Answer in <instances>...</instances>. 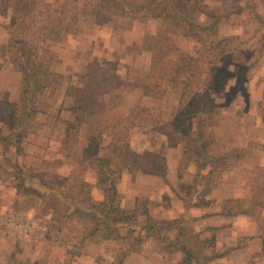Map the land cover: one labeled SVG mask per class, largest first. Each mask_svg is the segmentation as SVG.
I'll list each match as a JSON object with an SVG mask.
<instances>
[{
  "label": "rangeland",
  "instance_id": "rangeland-1",
  "mask_svg": "<svg viewBox=\"0 0 264 264\" xmlns=\"http://www.w3.org/2000/svg\"><path fill=\"white\" fill-rule=\"evenodd\" d=\"M20 1L25 7V16H36L38 23L43 19L39 14L43 11L42 4L51 2L0 0V101L11 103L19 98L21 74L9 62V33L3 25H7ZM199 9L195 13L199 24L208 25L216 16L220 18L217 23L219 35L231 38L230 50L218 58L216 73L207 79L206 85H200L197 78H192L184 88L179 82L152 78L150 83L157 85L152 87L148 96L141 88H121L102 98L112 123L121 121L115 130L123 133L122 138H127L130 148L136 130L155 131L165 137L169 156L161 154L167 164L162 183H167L171 193L163 196L164 202L173 209L177 208L176 202L181 201L186 212L173 218L151 214L148 218L144 213L147 211V199L139 194L140 190L130 188L119 194V207L131 216V226L148 228L149 238H154L169 253L178 251L181 259L184 256L181 243L187 241L194 257L191 264H199L200 256V264H205L203 258L217 256L229 257L232 262L241 260L244 264H264V122L259 119L264 106V0H199ZM143 10V6L134 0H127L123 11L120 8L113 10L110 22L97 23L92 16H79L71 23L72 31L63 33L59 40L44 39L39 43L40 57L59 76L53 87L39 97L45 104L44 111L31 122L30 133L23 143L24 154L18 158L23 166L34 168L38 178L51 182L49 175L66 177L72 169L81 177L78 164L82 159V148L86 145L84 131L80 133L79 143L70 158L63 154L59 139L64 122L72 118L67 108L71 106L73 97L66 92L67 88L82 83L81 75L86 72L88 63L94 59L116 62L112 65L113 70L133 83L148 74L160 23L143 17ZM173 44L177 48L170 54L173 60L180 52L183 55L194 54V44L181 35L173 37ZM159 73L160 69L156 70L155 74ZM261 90L263 95L258 105L251 104L250 100L261 94ZM198 117L202 119V131L205 141H208L207 152L213 157H225L224 161L212 166L210 176L206 173L211 166L200 174L202 176L195 175V158L191 149L186 148L187 153H183L187 139L185 133L193 135ZM8 131V127L0 123V186L17 189L14 187L18 183L14 179V171L1 157L2 137ZM202 140L199 137L196 142ZM145 151L150 152L145 149L139 153ZM87 172L86 175L84 173L86 179L95 177L92 167L89 166ZM133 172L144 174L137 169L123 174ZM57 182L58 190L63 191L64 183L59 179ZM147 183L156 187L146 182L143 188ZM31 195L33 201L29 204L45 206V200L40 196ZM3 201L0 197V205ZM205 206L219 215L215 220L216 224H222L217 225L219 240L223 242L226 239L227 244H216V237L210 243L199 237L197 228L203 226L201 219L207 214L201 215L199 208ZM224 216L228 220H224ZM43 219L47 221L49 232V239L44 237L47 243L39 246L38 251L34 247L29 248L27 244L31 242L2 234L0 264H54L52 255H61L64 257L62 264H69L75 255L81 254L69 245L83 246L87 240L93 243L111 241L100 254L115 256L116 264L126 254L125 249L117 246L121 240H125L131 249H138L143 243L140 236L134 235L122 238L118 233L117 236L106 235L107 238L102 232L90 235L93 220L85 216L75 215L59 223ZM32 244L37 243L33 241Z\"/></svg>",
  "mask_w": 264,
  "mask_h": 264
},
{
  "label": "trees",
  "instance_id": "trees-1",
  "mask_svg": "<svg viewBox=\"0 0 264 264\" xmlns=\"http://www.w3.org/2000/svg\"><path fill=\"white\" fill-rule=\"evenodd\" d=\"M134 1L143 6V17L160 23L148 74L140 76L139 81L133 83L113 70L112 65L116 62L94 59L81 75L82 83L69 86L66 91L73 97L71 106L67 108L72 118L64 122L59 142L65 157L70 158L79 143L80 133L84 131L86 145L82 148V159L78 164L81 177L72 169L66 177L49 175L52 181L46 182L37 177L34 168L25 167L18 160L24 154L23 143L30 133L31 122L44 111L45 104L39 97L53 87L59 76L40 57L39 43L44 39L59 40L63 33L72 31L71 23L79 16H92L97 23L110 22L113 10L120 8L123 11L127 0H51L42 4L43 11L39 14L43 19L39 23L36 16H25V7L20 1L7 25H3L9 33V62L21 74V92L14 103L0 101V123L9 130L2 137L1 157L10 163L9 167L14 171V179L18 182L14 187L22 194H35L45 200L44 209L53 210L56 223L75 215L91 218L90 235L102 232L104 236H117L119 227L132 225L131 216L119 207L117 183L123 172L137 169L164 180L167 169L161 155L147 151L138 153L129 147L127 138L126 141L122 138L123 133L115 130L121 121L112 123L102 98L121 88H141L143 94L148 96L152 87L157 85L150 83L152 78L179 82L184 88L192 78H197L200 85H206L207 79L216 73L218 58L230 50L231 38L219 35L217 23L220 18L213 16L208 25L197 22L195 13L200 10L199 0ZM176 35L194 44L193 55L180 52L176 60L170 58L171 52L177 49L173 44ZM158 69L160 73L156 75ZM182 98L183 94L180 104ZM261 120L264 122V106ZM202 125V119L198 117L193 135L185 133L187 139L183 151L187 153V149H191L195 158V175L199 174V177L211 166L206 173V176H210L212 166L225 160L224 155L213 157L207 152L208 141H205ZM199 137L203 140L197 143ZM105 140H108L106 144L103 143ZM89 166L95 172L94 186L104 193L100 201L92 197L93 186L84 176V173L88 174ZM58 179L64 183L63 191L58 190ZM144 213L150 217L148 211ZM187 244V241L181 243L184 256L179 264H191V258H194Z\"/></svg>",
  "mask_w": 264,
  "mask_h": 264
},
{
  "label": "crops",
  "instance_id": "crops-1",
  "mask_svg": "<svg viewBox=\"0 0 264 264\" xmlns=\"http://www.w3.org/2000/svg\"><path fill=\"white\" fill-rule=\"evenodd\" d=\"M18 75V73H16ZM15 75V78H18V76ZM261 89V88H260ZM263 95V91L261 90V94H258V96L249 97L250 103L253 105H258V103L261 100V97ZM246 102L248 103L249 100H247L246 97H244ZM254 99V100H253ZM256 108V106H255ZM259 108V107H258ZM263 108V106H262ZM262 110V109H261ZM258 119V116H257ZM261 119V118H259ZM151 133V134H150ZM131 149L135 152H141L142 150L148 149L150 152L157 153L159 155L166 154V156H169V146L167 144V140L165 137L157 133L155 131H143V130H136L133 133V138L131 141ZM136 142H141L142 144H138ZM168 163H170V159L168 158ZM153 176V175H152ZM89 183L92 184V197L100 201L104 197L103 190L97 188L94 186L96 184L95 177L93 178H87L86 179ZM162 178L155 177H147L144 174L139 173H131V174H122L119 182L117 183V191L119 194H122L125 189H136L140 190L142 196H144L147 201V211L149 214L153 215L154 217L159 218H173L178 217L180 215L185 214V209L183 208V205L181 204V201L176 202L177 208H170L166 202H164V195L169 192V188L167 186V183H162ZM155 184L156 187L150 186L148 183L146 185V188H143L145 186H142L146 182ZM164 181V180H163ZM143 188V190H142ZM135 191V190H134ZM144 192V194H143ZM134 193V192H133ZM135 194V193H134ZM133 194V198H136ZM171 196V194H170ZM0 197L4 199L3 203L0 205V213L2 215L12 213L15 215H22V216H32L35 217L38 220L44 221V217L47 218L50 223L51 220L54 221V212L52 209H46L44 210L43 204L42 206H38V203L35 205L29 204L33 200V197L31 194H22L21 191L15 189V188H6V186H0ZM139 198V197H138ZM41 201H39V204ZM174 202V200H172ZM198 210V209H197ZM199 212L202 214H205V217L202 218L203 220V226L201 225V228H197V231H199V237L202 239H207L210 243L212 238L216 237L217 239L216 244H227L228 241L226 239H223V242L219 240V226L222 224H216L215 220L218 219V216L216 214H213V210L210 207L205 206L204 208H199ZM218 212V211H216ZM226 215V213H225ZM43 217V218H42ZM46 219V220H47ZM224 220H228L227 217L224 216ZM47 223V221H45ZM225 223H223L224 225ZM0 226V236L5 235V230ZM118 235L122 238L124 236L128 235H134V236H140L143 239L142 245L138 249H131L129 248L130 245L127 244L125 240H121L120 244L117 245L119 248H123L126 250V254L117 261L116 264H179L181 261V255L178 251L175 252H167L163 250V248L158 245V243L155 241L154 238H149L146 232L145 228H141L140 226H121L117 229ZM168 235V234H167ZM9 236V235H8ZM147 236V238H146ZM177 236V235H176ZM12 238H16L11 236ZM47 239H49V232L47 230ZM174 238V237H172ZM9 239V238H8ZM11 239V238H10ZM18 239V238H17ZM44 239V241H43ZM47 239L43 237H33L30 240H21L26 242H31V244H27L30 247L29 248H35V250L38 249L39 246L42 244L47 243ZM38 240V241H37ZM35 241L37 244H32V242ZM40 241V242H39ZM125 241V242H124ZM259 242L258 240H254ZM227 242V243H226ZM23 243V242H22ZM204 243V242H203ZM108 244H111V241L105 240L97 243H93L90 240L85 241V244L83 246H78L76 244H70L69 246H73L74 249L81 251V254L75 255L72 260L69 262V264H115V256H109L108 254L101 255L100 253L103 252V248L106 247ZM129 246V247H128ZM244 248V246H243ZM120 250V249H119ZM129 250V251H127ZM121 252V251H120ZM53 259L55 261L54 264H62L64 262V257L61 255L53 256ZM225 256H217L215 258H203V261H205V264H244L243 261H230L229 257H225L226 259H223ZM199 264L202 263V258H200ZM204 264V263H203Z\"/></svg>",
  "mask_w": 264,
  "mask_h": 264
},
{
  "label": "built area",
  "instance_id": "built-area-1",
  "mask_svg": "<svg viewBox=\"0 0 264 264\" xmlns=\"http://www.w3.org/2000/svg\"><path fill=\"white\" fill-rule=\"evenodd\" d=\"M0 226H2L7 235L21 240H30L35 236L43 238L47 236L45 221L37 220L32 216L12 213L2 215L0 213Z\"/></svg>",
  "mask_w": 264,
  "mask_h": 264
}]
</instances>
